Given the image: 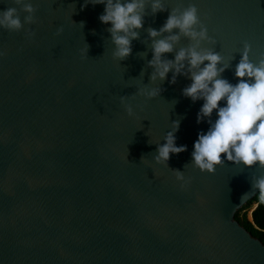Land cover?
Here are the masks:
<instances>
[{
    "label": "water",
    "instance_id": "1",
    "mask_svg": "<svg viewBox=\"0 0 264 264\" xmlns=\"http://www.w3.org/2000/svg\"><path fill=\"white\" fill-rule=\"evenodd\" d=\"M26 2L35 23L19 32L0 28V264H264V244L235 219L264 170L223 157L212 174L192 165L194 142L210 126L197 123L204 101L182 95L190 77L171 84L170 71L164 81L150 80L147 32L159 30L173 8L195 5L215 40L202 47L221 55L229 65L222 78L235 85L245 43L252 62L264 55V0H162L167 10L153 16L146 9L123 61L113 58L111 25L98 19L104 5ZM7 7L23 22L27 13L14 0H0V11ZM190 43L182 37L176 48ZM144 87L162 91L148 99L138 94ZM174 121L176 145L187 151L157 164Z\"/></svg>",
    "mask_w": 264,
    "mask_h": 264
},
{
    "label": "clouds",
    "instance_id": "2",
    "mask_svg": "<svg viewBox=\"0 0 264 264\" xmlns=\"http://www.w3.org/2000/svg\"><path fill=\"white\" fill-rule=\"evenodd\" d=\"M14 3L27 15L22 22L16 7L0 11V28L9 32H19L24 25L35 23L36 9L31 3L26 0H14ZM88 4L105 6L98 19L105 25H111L107 31L114 45L113 58L119 61L131 55L132 41L140 38L146 9L150 8L153 16L167 10L162 0H85L81 10ZM80 25L84 27L83 22ZM174 30L178 31L174 34ZM62 31V28L58 29L57 34ZM147 32L152 51V59L148 61V67L153 69L150 80L164 81L170 71L171 84L176 83L178 76L190 77L192 82L182 90V95L193 103L204 101L197 113V123L206 120L210 126L206 133L200 132L194 142L192 165L201 172L212 174L226 159L249 168L259 165V169L264 170V55L258 62H252L249 56L251 46L245 43L242 58L235 68L238 83L233 85L222 78L229 65L223 64L219 53L202 47V42L214 44L215 40L209 37L197 7L191 4L183 9L173 8L159 30L149 27ZM26 34L32 37L35 32L28 29ZM182 37L188 38L191 43L177 50L176 45ZM88 48L87 45V52ZM172 53L175 54L174 59H167L166 54ZM5 54L0 51V56ZM138 55L144 58L147 53ZM161 91L160 88L144 87L138 90V94L152 99L159 96ZM126 100L127 97H120L122 104H126ZM221 101L224 106H220ZM214 111L218 118L213 123L211 117ZM126 112L130 117L134 115L131 105L126 104ZM178 129L179 121H174L172 130L164 136L165 143L157 147L158 154L154 156L157 164L168 165L171 155L187 151L186 145H176L175 133ZM173 171L178 181H185L183 172ZM252 188L264 202V174L253 177Z\"/></svg>",
    "mask_w": 264,
    "mask_h": 264
},
{
    "label": "trees",
    "instance_id": "3",
    "mask_svg": "<svg viewBox=\"0 0 264 264\" xmlns=\"http://www.w3.org/2000/svg\"><path fill=\"white\" fill-rule=\"evenodd\" d=\"M249 211L251 212L252 221L248 220ZM235 219L253 237L264 244V202L260 200L259 193L236 212Z\"/></svg>",
    "mask_w": 264,
    "mask_h": 264
},
{
    "label": "rangeland",
    "instance_id": "4",
    "mask_svg": "<svg viewBox=\"0 0 264 264\" xmlns=\"http://www.w3.org/2000/svg\"><path fill=\"white\" fill-rule=\"evenodd\" d=\"M248 220H250V211L248 212Z\"/></svg>",
    "mask_w": 264,
    "mask_h": 264
}]
</instances>
